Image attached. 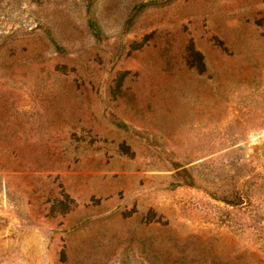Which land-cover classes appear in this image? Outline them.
<instances>
[{"label": "rangeland", "instance_id": "1", "mask_svg": "<svg viewBox=\"0 0 264 264\" xmlns=\"http://www.w3.org/2000/svg\"><path fill=\"white\" fill-rule=\"evenodd\" d=\"M0 264H264V0H0Z\"/></svg>", "mask_w": 264, "mask_h": 264}]
</instances>
